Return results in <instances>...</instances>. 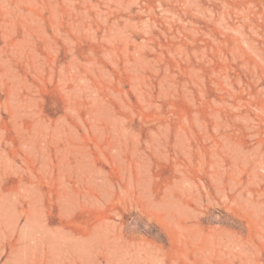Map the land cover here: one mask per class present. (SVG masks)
I'll return each instance as SVG.
<instances>
[{"label": "rangeland", "instance_id": "1", "mask_svg": "<svg viewBox=\"0 0 264 264\" xmlns=\"http://www.w3.org/2000/svg\"><path fill=\"white\" fill-rule=\"evenodd\" d=\"M0 264H264V0H0Z\"/></svg>", "mask_w": 264, "mask_h": 264}]
</instances>
